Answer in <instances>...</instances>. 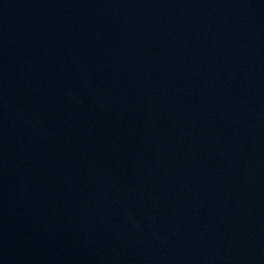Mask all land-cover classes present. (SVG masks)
<instances>
[{
  "label": "water",
  "instance_id": "1",
  "mask_svg": "<svg viewBox=\"0 0 264 264\" xmlns=\"http://www.w3.org/2000/svg\"><path fill=\"white\" fill-rule=\"evenodd\" d=\"M0 264H264V0H0Z\"/></svg>",
  "mask_w": 264,
  "mask_h": 264
}]
</instances>
